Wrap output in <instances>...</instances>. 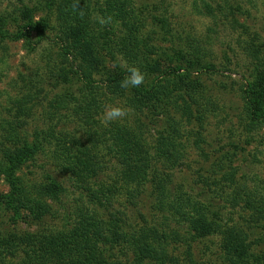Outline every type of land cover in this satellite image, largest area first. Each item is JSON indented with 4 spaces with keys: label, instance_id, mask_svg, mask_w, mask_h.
<instances>
[{
    "label": "rangeland",
    "instance_id": "1",
    "mask_svg": "<svg viewBox=\"0 0 264 264\" xmlns=\"http://www.w3.org/2000/svg\"><path fill=\"white\" fill-rule=\"evenodd\" d=\"M80 1H84L79 15L82 21L77 17L73 22L75 33H67L61 9L57 8L60 0H0V28L3 30L19 33L26 26L21 17L26 8L35 15L36 21L43 20L48 25L42 31L44 39L39 40L40 30L33 32L30 45L22 40L0 42V154L8 147L7 130L11 127L30 135L55 125L63 132L85 136L87 127L80 114H76L71 105L57 102L60 97L70 98L63 97L64 94L76 98L80 95L83 83L78 75L81 58L77 52L82 48L89 62L86 65L90 66L96 82L105 81L116 71L117 64L125 67L120 58L109 54L113 42L100 39L91 43L89 38L98 22L102 26L112 22L106 9L110 0ZM124 1L139 18L138 25L141 29L144 27V35L155 46L152 57L156 61L161 57L164 65L172 63L174 66L167 57L173 58L174 51L180 48L195 57L194 64H188V93L208 108L199 113V103L193 104L190 107L193 116L185 115L181 122V128H185V166L175 173L173 187L185 189L192 200L214 210L224 224L243 222L250 240L254 241L253 251L264 253V214L259 215L253 209L262 204L264 208V126L254 132L248 130L244 110V97H258L264 102V0ZM121 24L119 22L120 28ZM73 44L76 51L72 50ZM68 51L72 56L66 55ZM186 61L192 62V56L186 57ZM100 89L105 95L101 96L105 106L96 114V119L102 126L116 121L141 129L148 139L157 137L162 127H167L168 123L163 116L157 117L156 111H141L130 106L126 101L130 91L124 89L120 98ZM111 107L122 109L125 114L106 121L104 112ZM103 128H100L101 134ZM99 152L106 154L104 148ZM117 157L113 153L106 154L103 179L119 187ZM49 163L44 159L35 167L26 166L23 177L41 176V167H49ZM63 179L68 190L59 202L50 203V214L42 225L46 230L56 231L69 224L84 193L66 175ZM8 190L0 179V194ZM152 194L153 189L148 187L137 198L119 200L111 211L126 222L128 231L154 226L172 236L176 232L181 238L184 236L190 246L185 241L172 240L175 243H171L169 251L171 264H222L220 238H195V233L190 236L167 213L157 212ZM249 198L252 201L247 205ZM250 225L253 228H249ZM36 228L14 221L9 211H0L1 233L22 236ZM117 244L106 252L111 261L134 264L128 244L125 241Z\"/></svg>",
    "mask_w": 264,
    "mask_h": 264
},
{
    "label": "trees",
    "instance_id": "2",
    "mask_svg": "<svg viewBox=\"0 0 264 264\" xmlns=\"http://www.w3.org/2000/svg\"><path fill=\"white\" fill-rule=\"evenodd\" d=\"M83 3L60 0L57 5L67 33H75L73 22L77 17L82 21L79 15ZM126 5L124 0L107 2L106 9L112 22L109 25L108 21L105 26L98 22L95 32L89 31L91 43L100 39L113 42L109 54L120 58L125 67L117 64L116 71H112L105 81L96 82L82 48L77 52L81 58L78 75L83 83L80 95L76 98L64 94L63 97L70 98L57 100L59 105L69 104L76 114H80L87 127L85 136L63 132L55 125L30 135L25 131L21 133L17 127L7 130L8 147L0 154V179L9 190L0 194V211H9L14 221L37 228L22 236L0 232V264H116L108 253L121 241L131 249L134 264H171L169 251L171 243H175L172 240L184 242V236L181 238L178 232L172 236L154 226L128 231L126 222L111 211L119 200L137 198L148 187L153 189L157 212L167 213L190 236L195 233V238H220L222 264H264V253L253 251L254 241L250 240L243 222L224 224L214 210L192 200L185 189L173 187L175 173L185 166V128H181V122L185 115L193 116L190 107L199 103L196 96L188 93V64H194L195 57L180 48L174 51L173 58L167 57L174 66L172 63L164 65L161 57L156 61L152 57L155 46L144 35V27L141 29L138 25L139 18ZM34 16L26 8L21 15L26 26L14 34L0 28V42L22 40L30 45L33 32L39 30V40L44 39L42 31L48 25L43 20L36 21ZM119 22H122L121 28ZM91 43L85 44L94 46ZM72 46L76 51L74 44ZM71 54L66 52L67 56ZM190 56L192 62L188 63L186 57ZM129 69H137L144 76L139 87H121V82L130 74ZM101 87L120 98L124 89L130 91V100L126 99L130 106L141 111H156L157 117L163 116L164 122L168 123L167 127H162L157 137L148 139L141 129L126 127L116 121L102 126L96 119V114L105 106ZM197 107L199 113L208 108L202 102ZM244 110L248 130L254 132L264 126V102L258 97H244ZM102 127L104 132L101 134ZM100 148H104L106 154L118 155L119 187L109 185L103 179L106 154L101 155ZM44 159L50 163L49 167H41V176L35 179L23 177L26 166L35 167ZM65 175L85 194L81 193L69 224L56 231L46 230L42 225L50 214V203L59 202L68 190L66 179H63ZM251 201L249 198L246 204ZM253 209L259 215L264 214L263 204ZM106 212L108 216H104Z\"/></svg>",
    "mask_w": 264,
    "mask_h": 264
},
{
    "label": "clouds",
    "instance_id": "3",
    "mask_svg": "<svg viewBox=\"0 0 264 264\" xmlns=\"http://www.w3.org/2000/svg\"><path fill=\"white\" fill-rule=\"evenodd\" d=\"M129 73L130 74L121 82V87H139L144 81V76L137 69H129ZM124 114L122 109L111 107L105 110L104 119L106 121H113L122 117Z\"/></svg>",
    "mask_w": 264,
    "mask_h": 264
}]
</instances>
